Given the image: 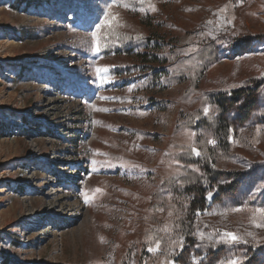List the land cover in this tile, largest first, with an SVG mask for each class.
Returning <instances> with one entry per match:
<instances>
[{
	"label": "rangeland",
	"instance_id": "rangeland-1",
	"mask_svg": "<svg viewBox=\"0 0 264 264\" xmlns=\"http://www.w3.org/2000/svg\"><path fill=\"white\" fill-rule=\"evenodd\" d=\"M262 210L264 0H0V264H264Z\"/></svg>",
	"mask_w": 264,
	"mask_h": 264
},
{
	"label": "trees",
	"instance_id": "trees-1",
	"mask_svg": "<svg viewBox=\"0 0 264 264\" xmlns=\"http://www.w3.org/2000/svg\"><path fill=\"white\" fill-rule=\"evenodd\" d=\"M235 93L238 94L240 92L236 91ZM240 96V94L237 95V99ZM226 99L227 97H222L221 94L212 95L211 102L214 104L213 108L210 112L204 115L202 120H200L199 122V124L202 126L201 129L205 130L206 132H209L213 136V138L215 139V144H208L206 136L201 134L198 135V140L200 144L199 155L194 156L191 153V150H187L179 154L181 161L186 164L195 165L200 169V172L189 170L187 169V166H183L182 168L186 172H183V174L181 175L175 176L177 180H189L190 183L193 185L200 184V186L207 187L215 181L218 175L227 172L225 169H220V167L218 166L219 161L227 159L231 154V143L229 141V138L231 136L232 128L229 122H227L223 117V102ZM173 181H175V179H173ZM217 189L221 193H226L229 190H233V188L227 189V187L222 185L217 186Z\"/></svg>",
	"mask_w": 264,
	"mask_h": 264
},
{
	"label": "snow or ice",
	"instance_id": "snow-or-ice-1",
	"mask_svg": "<svg viewBox=\"0 0 264 264\" xmlns=\"http://www.w3.org/2000/svg\"><path fill=\"white\" fill-rule=\"evenodd\" d=\"M222 11H223V9H222ZM113 19H115V17H113ZM105 23H109L110 24L111 21H109V20L106 19L105 20ZM95 36H96V33H93V37H95ZM96 50L99 51V46H97ZM205 111H207V109H205ZM209 142L210 143H214V141H209ZM191 151L193 153H195L196 155H199L200 154L199 153V150L197 148H195V147H192L191 148ZM97 191H100V190L97 189ZM86 199H87V197H86ZM234 210L235 211H239L240 209H234ZM262 211H264V210H262ZM257 226L264 227V224H258ZM249 235H251V233H249ZM238 239H239V237L235 233H232V232H226V233H224V242H234V241H237ZM158 247H159V242L157 241V247L156 248H150L149 251L155 252V251L158 250ZM231 264H235V262L233 261V262H231Z\"/></svg>",
	"mask_w": 264,
	"mask_h": 264
}]
</instances>
